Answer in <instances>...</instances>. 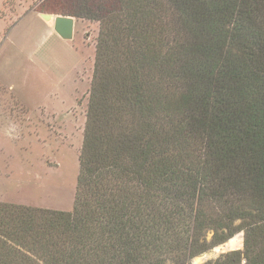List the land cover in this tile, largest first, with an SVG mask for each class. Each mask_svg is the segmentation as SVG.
I'll return each mask as SVG.
<instances>
[{
    "label": "trees",
    "instance_id": "obj_1",
    "mask_svg": "<svg viewBox=\"0 0 264 264\" xmlns=\"http://www.w3.org/2000/svg\"><path fill=\"white\" fill-rule=\"evenodd\" d=\"M35 11L99 23L94 70L73 208L0 203V264H264V0Z\"/></svg>",
    "mask_w": 264,
    "mask_h": 264
},
{
    "label": "rangeland",
    "instance_id": "obj_2",
    "mask_svg": "<svg viewBox=\"0 0 264 264\" xmlns=\"http://www.w3.org/2000/svg\"><path fill=\"white\" fill-rule=\"evenodd\" d=\"M42 1L0 0V203L71 211L99 23L75 18L64 39L32 12Z\"/></svg>",
    "mask_w": 264,
    "mask_h": 264
},
{
    "label": "water",
    "instance_id": "obj_3",
    "mask_svg": "<svg viewBox=\"0 0 264 264\" xmlns=\"http://www.w3.org/2000/svg\"><path fill=\"white\" fill-rule=\"evenodd\" d=\"M40 15L45 21L53 22V29L59 36L68 40L73 38L75 18L46 13H41ZM193 264H198V261L195 260Z\"/></svg>",
    "mask_w": 264,
    "mask_h": 264
},
{
    "label": "crops",
    "instance_id": "obj_4",
    "mask_svg": "<svg viewBox=\"0 0 264 264\" xmlns=\"http://www.w3.org/2000/svg\"><path fill=\"white\" fill-rule=\"evenodd\" d=\"M32 12H36V11H32ZM36 13H37L38 15H40V14H41V13H38V12H36ZM52 30H54V29H53V27H52Z\"/></svg>",
    "mask_w": 264,
    "mask_h": 264
}]
</instances>
